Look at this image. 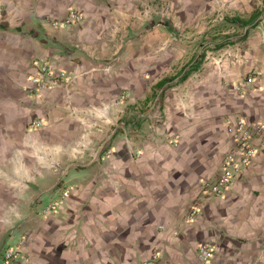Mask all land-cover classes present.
Instances as JSON below:
<instances>
[{
  "label": "crops",
  "instance_id": "obj_1",
  "mask_svg": "<svg viewBox=\"0 0 264 264\" xmlns=\"http://www.w3.org/2000/svg\"><path fill=\"white\" fill-rule=\"evenodd\" d=\"M236 119L264 124V0H0V264H264V151L204 189Z\"/></svg>",
  "mask_w": 264,
  "mask_h": 264
},
{
  "label": "built area",
  "instance_id": "obj_2",
  "mask_svg": "<svg viewBox=\"0 0 264 264\" xmlns=\"http://www.w3.org/2000/svg\"><path fill=\"white\" fill-rule=\"evenodd\" d=\"M82 19V16L77 14L74 10H69L67 16L63 19L64 23H71ZM64 71L56 72L52 69L47 62L42 63L39 69L29 77V92L31 94L40 93L51 86L66 81L64 77ZM248 81H252V77L247 79ZM234 90L239 89V85H232ZM97 108H90L89 111H76L75 109H69V113L72 115H79L84 117L94 116L97 114H104V110H99ZM93 123V122H92ZM96 124V123H94ZM42 125L41 119H33L30 123V127L36 128ZM264 132V124L261 122L257 123H249L244 119H236L230 137L233 142L234 151L229 152L224 155L222 159V165L220 171L218 172L216 178L212 182H205L204 189L209 195H220L225 189L228 188L233 178L241 173L252 161L255 154L262 149L263 147H257L252 144L251 139L255 133L260 134ZM82 148H85L82 146ZM111 150L107 149L106 154H110ZM69 192V188H65L63 190V196H67ZM53 202L49 204V206H53ZM49 206L43 209V212H47ZM198 209L195 206H192L188 213L187 219L193 220L197 215ZM22 243L17 244L16 248L6 249L3 253V258L5 261H13L16 256L21 252L20 249ZM198 255L202 259H209L212 256V250L206 244H199L198 246ZM156 260V256H153L151 259L143 261L141 264H154Z\"/></svg>",
  "mask_w": 264,
  "mask_h": 264
},
{
  "label": "rangeland",
  "instance_id": "obj_3",
  "mask_svg": "<svg viewBox=\"0 0 264 264\" xmlns=\"http://www.w3.org/2000/svg\"><path fill=\"white\" fill-rule=\"evenodd\" d=\"M223 5V6H222ZM221 7V8H220ZM224 6V4L222 3V2H220V6H218V9H216L217 11L214 13V15L213 16H211L210 17V20H209V18H208V21H210V24H212V23H215V24H219V23H222V22H224V17L225 16H227V14H228V9ZM207 58H209V57H212V58H214L212 55H211V53H209L208 52V50H207ZM208 60V59H207ZM213 60V59H212ZM219 59H218V62H214L216 65H220V63H219ZM103 109H105V108H103ZM105 112H104V114L102 115V114H100V115H98V116H90L89 117V119H90V123H91V120H92V122H95V120H97V122L99 123V119H101V117L103 118V116H105V114H106V110H104ZM90 123H88V124H90ZM97 124V123H96ZM98 126V125H97Z\"/></svg>",
  "mask_w": 264,
  "mask_h": 264
}]
</instances>
